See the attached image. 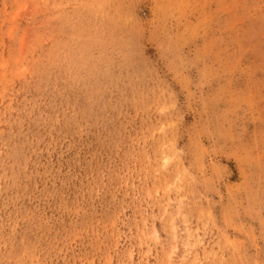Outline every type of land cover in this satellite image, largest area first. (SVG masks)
<instances>
[{"label": "rangeland", "instance_id": "1", "mask_svg": "<svg viewBox=\"0 0 264 264\" xmlns=\"http://www.w3.org/2000/svg\"><path fill=\"white\" fill-rule=\"evenodd\" d=\"M0 264H264V0H0Z\"/></svg>", "mask_w": 264, "mask_h": 264}]
</instances>
